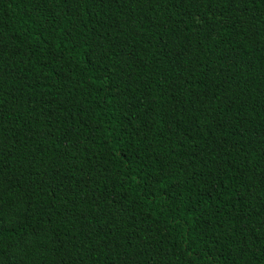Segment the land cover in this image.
I'll use <instances>...</instances> for the list:
<instances>
[{
    "label": "trees",
    "instance_id": "16d2710c",
    "mask_svg": "<svg viewBox=\"0 0 264 264\" xmlns=\"http://www.w3.org/2000/svg\"><path fill=\"white\" fill-rule=\"evenodd\" d=\"M0 264H264V0H0Z\"/></svg>",
    "mask_w": 264,
    "mask_h": 264
}]
</instances>
